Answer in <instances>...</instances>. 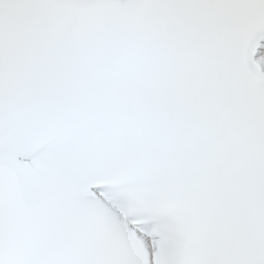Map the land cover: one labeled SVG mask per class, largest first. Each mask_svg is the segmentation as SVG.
Instances as JSON below:
<instances>
[{
	"label": "snow or ice",
	"instance_id": "snow-or-ice-1",
	"mask_svg": "<svg viewBox=\"0 0 264 264\" xmlns=\"http://www.w3.org/2000/svg\"><path fill=\"white\" fill-rule=\"evenodd\" d=\"M0 264H264V0H0Z\"/></svg>",
	"mask_w": 264,
	"mask_h": 264
}]
</instances>
